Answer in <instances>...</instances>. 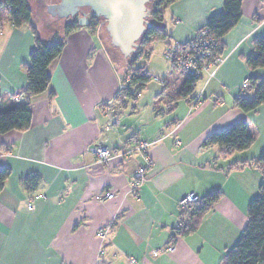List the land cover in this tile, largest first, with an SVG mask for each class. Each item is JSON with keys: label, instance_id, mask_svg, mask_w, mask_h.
<instances>
[{"label": "crops", "instance_id": "crops-1", "mask_svg": "<svg viewBox=\"0 0 264 264\" xmlns=\"http://www.w3.org/2000/svg\"><path fill=\"white\" fill-rule=\"evenodd\" d=\"M224 3L170 4L163 13L168 38L154 43L143 65L156 81L112 113L105 106L127 68L114 65L99 31L81 27L68 35L50 65L48 91L31 99V126L0 135V168L11 170L0 192V264H221L264 181L252 165L264 151V105L252 112L234 106L251 77L264 79V69L246 62L264 35V0L242 1L240 19L222 38V61L191 96L178 97L186 75L164 53L169 43L191 41ZM34 48L28 26H2L0 112L25 101L23 66ZM113 117L120 125L107 131ZM238 121L260 129L249 149L224 156L220 147L204 146L212 133ZM135 137L149 147L131 152ZM93 146L113 150L112 159L100 163ZM141 166L147 173L139 186ZM35 175L40 181L26 188L24 181ZM215 191L222 197L198 229L173 240L182 222L180 200ZM108 192L114 198L104 200Z\"/></svg>", "mask_w": 264, "mask_h": 264}, {"label": "trees", "instance_id": "trees-1", "mask_svg": "<svg viewBox=\"0 0 264 264\" xmlns=\"http://www.w3.org/2000/svg\"><path fill=\"white\" fill-rule=\"evenodd\" d=\"M175 1L177 0H152L149 16L151 27L147 29L136 54L127 63L126 75L121 79V88L112 101L113 108L125 107L127 102L136 99L152 80L145 66H137V61L150 55L154 43L168 38L163 13ZM242 1L225 0L223 11L213 15L206 27L202 28L207 30L208 35L215 40L213 56H219L222 38L240 19ZM6 22L16 28L28 26L34 36L35 48L30 54L29 64L23 66L27 75V85L22 91L25 101L17 102L14 107L0 112V135L12 130L24 131L31 126L33 117L31 99L48 91L51 83L50 65L61 55L68 35L81 28L77 22H74L65 27L60 40L45 41L33 23L30 0H0V30ZM84 28L96 33L99 23L95 22ZM254 47L255 53L248 57L246 62L252 70L264 69V35L255 41ZM199 81L200 78L186 76L178 97L191 96ZM249 92H253L252 97L247 95ZM245 93L234 100L236 108L244 112H252L264 105V79L251 77ZM259 135L260 129L255 123L238 121L224 131L212 133L205 140L204 146H218L221 148L220 155L226 156L249 149ZM252 165L264 172V151ZM10 175L9 168H0V192L4 189ZM39 181L40 177L35 175L26 179L24 185L28 188V185ZM221 197V192L215 191L183 210L182 222L175 230L173 240L178 235L186 236L194 233ZM247 216L248 222L238 243L224 256L221 264H264V181L258 196L249 204Z\"/></svg>", "mask_w": 264, "mask_h": 264}, {"label": "water", "instance_id": "water-1", "mask_svg": "<svg viewBox=\"0 0 264 264\" xmlns=\"http://www.w3.org/2000/svg\"><path fill=\"white\" fill-rule=\"evenodd\" d=\"M151 2L152 0H61L57 7H53L55 12H51L62 18H74L73 22L81 27L89 26L92 17L102 20L101 26L104 25L112 46L122 54L127 68V63L136 54L142 38L151 27ZM100 29L101 27L99 32ZM114 65L116 66L115 63Z\"/></svg>", "mask_w": 264, "mask_h": 264}, {"label": "built area", "instance_id": "built-area-1", "mask_svg": "<svg viewBox=\"0 0 264 264\" xmlns=\"http://www.w3.org/2000/svg\"><path fill=\"white\" fill-rule=\"evenodd\" d=\"M215 47L214 38L208 35V31L201 29L196 36L187 44L169 43L164 53L165 58L172 64L173 67L179 69L186 76H192L202 79L204 76H213L216 68L222 61L221 56H213V49ZM248 83L244 84L246 88ZM198 102V100H196ZM196 104V103H195ZM105 108L109 112H115L117 108L112 107V102L108 103ZM120 125L118 118L113 117L106 125L107 131H113ZM134 147L130 150H146L149 143L139 137L133 138ZM90 150L98 157L100 163H108L114 154V151L101 146H93ZM147 168L141 166L135 173V182L141 185L146 179ZM114 194L106 193L104 200H111ZM201 201V198L195 194L186 195L180 200V207L183 210L188 209L192 204ZM30 209L34 208V201L29 205ZM101 237H105V231L100 232ZM169 247V250H172Z\"/></svg>", "mask_w": 264, "mask_h": 264}, {"label": "rangeland", "instance_id": "rangeland-1", "mask_svg": "<svg viewBox=\"0 0 264 264\" xmlns=\"http://www.w3.org/2000/svg\"><path fill=\"white\" fill-rule=\"evenodd\" d=\"M30 5L33 10V23L42 35L43 39L47 42L60 40L64 34L63 23L55 21V19H53V17L48 12L47 6L43 3H40L38 0H30ZM100 36L102 42L105 43L107 50H109L111 53L113 62L116 64V66L120 67L121 70L125 69V60L120 51L110 43V38L107 35L104 25H102L100 29ZM148 57L140 58L137 61L138 65L143 66L146 64ZM151 77L153 81H156L154 74Z\"/></svg>", "mask_w": 264, "mask_h": 264}, {"label": "flooded vegetation", "instance_id": "flooded-vegetation-1", "mask_svg": "<svg viewBox=\"0 0 264 264\" xmlns=\"http://www.w3.org/2000/svg\"><path fill=\"white\" fill-rule=\"evenodd\" d=\"M38 1L40 3H43V4H45L47 6L48 12L53 17V19H55V21L63 23V30L68 25L74 23L73 22L74 18H62V17H59L57 14L53 15V13L51 12V10L55 12V10H53V7H57L60 4L61 0H38ZM95 22H98L99 23V27H102L101 24L103 23V21L98 19V18H96V17H92L90 25L95 23Z\"/></svg>", "mask_w": 264, "mask_h": 264}]
</instances>
